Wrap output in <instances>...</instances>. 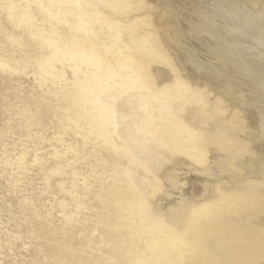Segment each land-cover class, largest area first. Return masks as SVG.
Returning a JSON list of instances; mask_svg holds the SVG:
<instances>
[{
  "label": "bare ground",
  "instance_id": "obj_1",
  "mask_svg": "<svg viewBox=\"0 0 264 264\" xmlns=\"http://www.w3.org/2000/svg\"><path fill=\"white\" fill-rule=\"evenodd\" d=\"M21 2L8 0L7 15L48 48L44 80L71 70L93 131L119 159L117 185L99 196L109 248L81 260L59 238L53 261L264 264V0ZM191 173L211 181L212 199L192 203ZM73 198L79 213L85 201ZM168 198L181 219L164 210ZM135 215L153 219L143 235Z\"/></svg>",
  "mask_w": 264,
  "mask_h": 264
},
{
  "label": "rangeland",
  "instance_id": "obj_2",
  "mask_svg": "<svg viewBox=\"0 0 264 264\" xmlns=\"http://www.w3.org/2000/svg\"><path fill=\"white\" fill-rule=\"evenodd\" d=\"M7 2L0 0V63L8 64H0V264H57L48 247L59 238L91 260L110 246L101 238L109 227L99 222L107 213L99 196L117 185L119 159L93 131L71 70L65 66L67 80H44L39 60L48 48L31 39L33 27L8 18ZM191 174L184 188L192 203L212 199L211 181ZM74 194L85 201L79 213ZM60 200H67L65 207ZM172 201L163 200L164 210L181 219V211L168 209ZM71 211L67 220L63 213ZM135 222L132 231L143 235L153 219L135 215ZM117 228L112 220L110 230Z\"/></svg>",
  "mask_w": 264,
  "mask_h": 264
}]
</instances>
